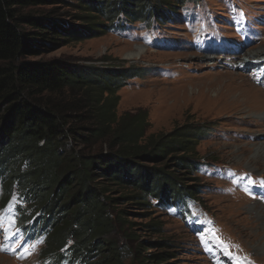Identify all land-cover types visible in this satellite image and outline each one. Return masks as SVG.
<instances>
[{"label":"trees","instance_id":"trees-1","mask_svg":"<svg viewBox=\"0 0 264 264\" xmlns=\"http://www.w3.org/2000/svg\"><path fill=\"white\" fill-rule=\"evenodd\" d=\"M63 1L0 0L2 203L16 196V226L23 236L42 237L44 264H127L149 248L133 245L126 213L115 205L131 201L142 209L154 198L160 205L181 207L188 218L185 202L195 192L184 180L198 168L195 149L208 127L186 124L169 133L147 134L145 109L117 117V92L142 68L28 61L47 43L64 42L77 32L57 17L23 10ZM77 1L88 11L79 19H87L83 28L89 36L95 27H105L90 22L96 14L116 30L124 24L114 20L119 13L128 22H150L166 17L176 4L195 0ZM115 191L122 196L114 197ZM163 255L141 259L160 263Z\"/></svg>","mask_w":264,"mask_h":264},{"label":"rangeland","instance_id":"rangeland-1","mask_svg":"<svg viewBox=\"0 0 264 264\" xmlns=\"http://www.w3.org/2000/svg\"><path fill=\"white\" fill-rule=\"evenodd\" d=\"M79 5L64 0L23 10L57 17L77 32L68 41L47 43L28 61L142 68L117 92V117L145 109L147 134L169 133L186 124L208 127L195 149L198 168L184 180L195 192L185 202L188 218L181 207L160 205L154 198L142 209L131 201L115 205L126 213L133 245L149 248L127 264H264V201L258 199L264 195V90L257 92L252 78L238 69L252 60L246 52H264V0L185 1L150 22H128L119 13L114 20L124 24L116 30L108 29L106 17L94 14L90 22L105 27H95L89 36L83 28L87 19H79L89 14ZM225 45L248 50L224 53L220 49ZM138 49L141 56L129 57ZM1 192L0 185V264H44L42 237L22 235L12 213L18 200L11 195L3 204ZM150 253H163L164 261L141 259Z\"/></svg>","mask_w":264,"mask_h":264},{"label":"bare ground","instance_id":"bare-ground-1","mask_svg":"<svg viewBox=\"0 0 264 264\" xmlns=\"http://www.w3.org/2000/svg\"><path fill=\"white\" fill-rule=\"evenodd\" d=\"M221 51H223L224 53H228V52H233L234 53H237L235 55H239L240 53L242 52H245L246 50L248 49H245V47H242V49H238V47H229V46H223L221 49ZM141 54V50L138 49L137 52H135L133 55H130L129 57H135V58H138L139 55ZM245 54V53H244ZM264 54L263 52V49H257L255 51H248L246 52L245 55H248V56H251V59L252 60H248V63H244V65L242 66H238V69L242 70V72L244 74H247L249 78H251V76L255 75V74H258V71H255L253 70L252 68H256V67H259V66H263V64H258L257 66H255L259 61L260 62H263L264 61V58L261 57L262 55ZM141 56V55H140ZM206 57V56H204ZM234 58H238V57H234ZM255 60V61H254ZM233 65V62L231 63V66ZM251 67V68H248ZM264 72V67L263 69L261 70V73ZM251 80V79H250ZM259 87V89H257V92H260V89L263 91L264 88L260 87V86H257ZM252 210L253 211H258V209L256 210V208L252 207ZM259 212V211H258ZM260 213V212H259Z\"/></svg>","mask_w":264,"mask_h":264}]
</instances>
